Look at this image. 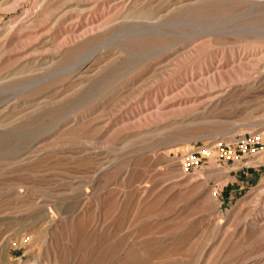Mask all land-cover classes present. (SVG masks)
<instances>
[{"label": "rangeland", "instance_id": "rangeland-1", "mask_svg": "<svg viewBox=\"0 0 264 264\" xmlns=\"http://www.w3.org/2000/svg\"><path fill=\"white\" fill-rule=\"evenodd\" d=\"M257 131L264 0H0V264H264Z\"/></svg>", "mask_w": 264, "mask_h": 264}, {"label": "built area", "instance_id": "built-area-1", "mask_svg": "<svg viewBox=\"0 0 264 264\" xmlns=\"http://www.w3.org/2000/svg\"><path fill=\"white\" fill-rule=\"evenodd\" d=\"M264 148V131H257L252 134L242 135L235 139L231 144L218 146L217 156L222 157L226 162H241L243 159L257 155ZM198 154V156H194ZM213 152L211 148L202 147L199 151L191 153L189 156L184 157L182 166L184 169L189 170L192 167H197L203 158H212Z\"/></svg>", "mask_w": 264, "mask_h": 264}]
</instances>
